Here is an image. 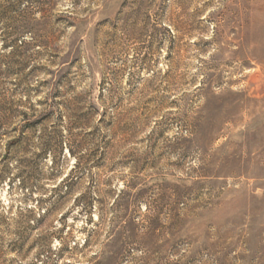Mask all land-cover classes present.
Instances as JSON below:
<instances>
[{"label":"rangeland","instance_id":"rangeland-1","mask_svg":"<svg viewBox=\"0 0 264 264\" xmlns=\"http://www.w3.org/2000/svg\"><path fill=\"white\" fill-rule=\"evenodd\" d=\"M0 264H264V0H0Z\"/></svg>","mask_w":264,"mask_h":264}]
</instances>
